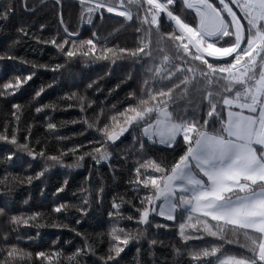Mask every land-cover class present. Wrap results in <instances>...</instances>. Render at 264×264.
Instances as JSON below:
<instances>
[{
  "label": "snow or ice",
  "instance_id": "6c2138e0",
  "mask_svg": "<svg viewBox=\"0 0 264 264\" xmlns=\"http://www.w3.org/2000/svg\"><path fill=\"white\" fill-rule=\"evenodd\" d=\"M176 2L79 0L81 17L86 13L90 25L94 17L101 21L120 17L123 18L121 26L114 32L135 26L136 41L132 48L118 43L109 46L112 33L101 38L94 31L91 38L80 39V33L70 30L64 21L63 0H54L55 6L61 9L60 29L49 38L37 34L48 30L44 24L31 33L27 26H19L18 36L51 44L61 54L65 63L55 64L52 71H61L77 59H83L86 64L104 61L110 68L120 63L128 71L116 89L128 85L129 81L136 88L126 93L119 107L111 106L108 110L111 115L99 108L91 121L86 113L93 102L75 91L65 93L61 99L68 108L74 106L71 101H77L75 107L80 117L62 124L79 123L83 127L70 136L57 137V143L64 147L54 149L46 141L32 137L33 125L27 124L21 130L24 106L11 103V120L0 129V142L13 146L15 151L9 150L5 159L10 161L19 152L26 153L32 162H43L35 176L26 178L31 184L54 167H81L86 159L95 164L110 162L113 152L109 149L118 148L131 136L133 145L138 147L134 152H125L123 159L137 157L129 166L135 178L128 185L134 188L138 205L123 196L113 197L108 212L113 221L107 233L108 248L105 255L97 257L95 264H119L118 258L129 243L145 235L144 231L132 235L120 227L121 221L134 222L146 230L156 217L178 226L188 264H264V0H217L219 7L211 0H180L183 8L194 13L190 21L174 13ZM131 6H135V14ZM23 7L29 10L28 0H23ZM13 11V0H7L0 7V21L7 22ZM106 13H115V16L106 17ZM165 19L170 31H161ZM17 43L19 40L13 41L14 45ZM9 51L0 54V60L16 61L31 71L0 83V99L14 97L33 79L38 67H46L10 55ZM94 84L96 81H91L86 89ZM45 91L41 86L32 99L38 101ZM197 96L199 99L194 102L192 98ZM178 101L186 102V106L179 108ZM55 108L51 103L41 104L34 111L41 113ZM56 130V123L47 122L46 131L55 135ZM89 130L95 135L82 139ZM157 143L174 152L179 148L181 154L171 164L158 162L148 151ZM67 157L73 158V163L65 164ZM23 182L14 177L0 181L5 187ZM67 185L65 178L53 195L62 193ZM84 191L81 189L78 204L55 203L49 213L10 214L5 204L0 207V218L13 231L20 226L69 228L68 224L55 220L40 221L52 215L67 217L71 208L79 214L80 219L75 221L79 224L89 214L93 202L89 196L103 203V186L87 196L83 195ZM124 204L131 205L135 215L125 216ZM154 226L168 228L170 225ZM69 230L83 235L75 228ZM226 233L232 238H227ZM36 235L39 236V231ZM9 239L7 232L0 233V264H64L61 251L32 253L19 247L23 242L19 235L15 243H9ZM205 240L211 242L203 244ZM189 242H200L202 246L193 250ZM149 243L154 245L156 241ZM234 244L239 245L238 251L225 247ZM175 251L177 255L184 254L180 249ZM89 255H95L94 247L84 237V246L66 259L69 264H81V259Z\"/></svg>",
  "mask_w": 264,
  "mask_h": 264
},
{
  "label": "trees",
  "instance_id": "16d2710c",
  "mask_svg": "<svg viewBox=\"0 0 264 264\" xmlns=\"http://www.w3.org/2000/svg\"><path fill=\"white\" fill-rule=\"evenodd\" d=\"M227 1V0H226ZM212 3L220 5L217 0H211ZM7 3V0H0V7ZM127 3V0H125ZM14 11L7 22L0 21V54L9 51L10 55L23 58L33 62L36 65H44L46 67H38L36 75L31 81L25 85L24 89L17 93L14 97L8 99H0V129L6 121L11 120V103H19L23 107V116L21 118V130L27 124L33 125L32 137L41 141H46L50 149L64 147V144L57 143V137L70 136L72 133L82 131V125L63 123L80 117V112L75 107L77 101L73 100L72 108H68L61 98L65 93L77 92L79 95H85L93 102V107L87 111L89 120L94 117V111L99 108L105 109L106 112L112 105L120 106L125 98L126 93L136 88V84L132 81L128 85H121L116 89V85L120 83L124 73L128 71V67L118 63L113 67L104 61L88 62L83 59L71 61L65 69L61 71H52L51 68L55 64H64L65 61L57 49L51 44L44 45L30 38L18 36L16 29L22 24L28 27L29 32L37 31L39 25L44 24L48 30L42 33L37 32L44 38H49L60 29L58 14L61 9L55 6L54 0H28V9L23 7V0H13ZM180 0H177L175 8L172 10L175 14L186 18L190 21L194 15L192 10L183 8ZM34 9V10H33ZM122 9V8H121ZM124 10V9H122ZM132 12L135 14V6H131ZM63 17L65 23L70 30H76L80 33V39L87 40L91 38L92 32H96L98 37H107L112 33L109 39V46L112 43H118L122 47H134L136 36L133 35L135 26L127 28L119 33L114 32L121 26L123 18L116 17L101 21L94 17L93 24L87 23V14L81 17V5L79 0H63ZM115 16L113 14H105ZM170 24L165 21L162 23L161 31H170ZM155 38V37H153ZM19 40V43L13 44V41ZM31 69L27 65H20L12 60H0V83L14 75L21 73L27 74ZM139 71V69H137ZM91 81H96L91 89H86V85ZM51 85L50 87H48ZM41 86L46 88L45 93L38 101L32 99L34 92ZM110 90H112L110 92ZM193 101H198L199 97H193ZM54 104V111L45 110L41 113L34 111L35 107L41 104ZM179 108L186 106V102H177ZM63 109H67L66 111ZM111 115V112H108ZM47 118V119H46ZM47 122L57 124L55 135L46 131ZM95 135L93 130L85 133L82 139H91ZM128 135L127 133L125 134ZM22 139V137H21ZM123 139V138H122ZM135 147L131 136H128L124 143L119 144L118 148H110L113 156L110 162L95 164L91 159H86L81 167H54L45 176L39 179H33L31 184L27 183L26 178L35 176V173L43 167V162H32L26 153H19L12 160H6L5 156L9 150L15 151L13 146L0 142V181H4L7 177L11 180H22L23 183H11L5 187L0 183V207L7 205L10 214L29 216L34 212L49 213L55 203L67 202L69 204H78L81 198V189H85L83 195H89V192L97 187H104L103 203L95 202L94 196H89L91 203L88 216L81 219L79 224L75 221L80 219L75 209H69L67 217L52 215L41 223H49L52 220L66 223L69 228L56 229L52 227H41L39 229H26L20 226L16 231L5 224L3 218H0V233L7 232L9 235V243H15L16 235L22 239L19 247L29 252L35 253L39 251L51 252L61 251V259L64 264H69L66 257L73 253L77 248L84 246V237L88 242L93 244L95 255L85 256L81 259V264H95L97 257L105 255L108 248L107 233L113 221L109 218L108 212L110 203L114 196H123L125 200H132L138 205L135 199V190L128 185L129 180L135 177L130 173L129 166L137 158L135 155L128 157L127 161L123 159L125 152H134ZM149 154L156 158L158 162L171 164L174 159L181 154L180 149L176 151L168 149L166 146L155 144L149 149ZM73 163V158H65V164ZM68 179V185L64 191L56 196V188L60 187L63 180ZM141 195L143 193H140ZM119 202V201H117ZM122 213L126 216L133 214L131 205L124 204ZM180 218L178 214V219ZM195 222V221H193ZM157 223H168V228H156ZM120 227L131 231L132 235H136L138 231H144L145 235L139 240H132L121 253L118 258L119 264H188L189 257L184 248V242L178 235V226L173 222L164 221L163 218L156 217L153 225L145 228L134 222L121 221ZM75 228L77 232L83 235H76L75 232L69 230ZM39 231V236L36 235ZM191 235L192 230H187ZM33 237L29 240L28 237ZM227 238L231 239V234L226 233ZM155 240L156 244L152 245L149 241ZM205 240L203 244L210 243ZM241 243L243 239L241 237ZM200 242H189L190 249L201 247ZM229 251H238L239 245L234 244L225 246ZM139 249V251H137ZM176 249H180L182 255L176 254ZM38 264H46V262H38Z\"/></svg>",
  "mask_w": 264,
  "mask_h": 264
},
{
  "label": "rangeland",
  "instance_id": "374dc122",
  "mask_svg": "<svg viewBox=\"0 0 264 264\" xmlns=\"http://www.w3.org/2000/svg\"><path fill=\"white\" fill-rule=\"evenodd\" d=\"M227 2V1H226ZM121 11H122V9H120ZM161 146H164V145H161ZM104 161H101V163L100 164H102Z\"/></svg>",
  "mask_w": 264,
  "mask_h": 264
}]
</instances>
